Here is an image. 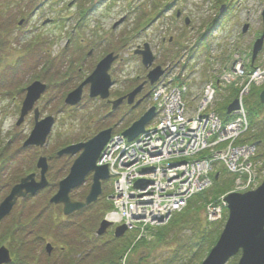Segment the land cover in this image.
<instances>
[{"label":"rangeland","instance_id":"rangeland-1","mask_svg":"<svg viewBox=\"0 0 264 264\" xmlns=\"http://www.w3.org/2000/svg\"><path fill=\"white\" fill-rule=\"evenodd\" d=\"M32 1L0 0V29L5 31L3 32L4 35L0 36L1 43L8 44L7 40L11 41L7 51L6 49L0 51V55L7 53L6 60L0 59V152L4 151L3 159L5 160H9V157L15 154L18 155L15 161V167L18 169H21L22 163L27 160L22 155H19L17 150L23 145L29 132L34 128L32 113L27 117L24 125L20 127L16 126L20 108L25 98V88L32 81L39 80L49 86L47 94L39 104V109L42 118L52 116L56 120L52 131V133H55L50 143H54L56 150L67 144L75 145L80 142V139H83V134L89 135L94 133L95 130H98L99 127L95 126L102 124V122L105 123L103 126L106 125L112 128L113 125L120 124L119 116L122 117L124 123L128 120L134 122L133 120L142 113L139 107L132 106L135 109L129 111L128 114L129 106L126 109L127 112H123L125 115L121 114L122 111H118L119 113L115 114L108 121L106 120L107 112L110 109L105 108L107 105L104 101L89 99L88 91H86L85 98L82 99V102L78 106L62 108L60 110V105H58L56 99L65 90L70 91L77 86V72L80 71V78L84 77L83 73H91L90 71L106 55L113 53L114 55H119V59L116 62L114 61L112 70L109 72L112 80L117 84V86H113L111 91L115 92L118 89L126 91L130 86L136 88L143 85L146 73L141 58L134 54V51L139 46L148 43L155 53L158 54L161 52L160 62L167 55L172 57V61L175 63L173 64L172 70L176 73L180 71L176 62H181L183 57L190 56L192 51L195 52L193 56L199 58L201 62L204 59L203 55L207 51L206 47L218 43L217 39L219 40L220 38H214L217 32L221 36L220 46H224L226 45L225 42L232 40L235 43L238 42V45L235 46L241 49L243 46L250 47L251 39L249 36H241V27L245 23H249L252 27V32H255L256 36H258L262 27L261 16L264 11V0H248L247 2L240 3L241 5L240 9H237L239 11L237 12L236 19L234 21H224L223 25L221 24L222 27H216L217 32L214 31L208 34L207 39L203 42L204 44L197 48L198 45L196 44L200 36L205 33L206 28L217 16L219 5L226 0H48L47 4L42 8H39V4L45 0ZM170 3L171 6L169 5ZM156 5L157 8H155ZM179 10L181 11V15L177 18L176 12ZM80 11H85L84 17L80 15ZM22 18L26 19V23L23 27H19L18 22ZM185 18L189 19L188 25L185 24ZM47 19L52 21L44 25L43 22ZM78 23H81L82 27L77 31V39L71 43L69 41L70 36ZM170 39L172 40L171 43H169ZM233 47L231 46V48ZM158 64L159 61L156 62V65ZM206 66H201L203 68L202 76L200 80L194 82L191 94L188 96V99L191 101L188 100V102L191 103L192 107L196 106L197 99L201 101V97L199 98L198 96L207 81L206 77H203ZM219 68L220 66L215 68L217 69L216 73H219ZM146 91L144 90L140 95L143 97ZM155 93L152 94L153 100L156 97ZM115 96L116 94H113L111 98H115ZM250 99L251 95H247L246 100ZM102 111L104 112L102 113ZM95 113L97 115L105 114L104 120H100ZM189 119L192 120L193 115ZM90 121L95 122L91 123ZM15 141L16 146H14ZM54 146L50 149L53 150ZM42 152L47 157L50 155V150L44 149ZM257 153V158L254 161V172L257 175V180L254 186H259L264 181V153L262 149ZM26 154L29 155L30 153L27 152ZM194 160L197 159H193L191 163ZM34 161H37L38 164L37 158ZM72 161L71 158H63L57 162L58 165L56 163L57 167H55L64 169L65 173L66 169L71 168ZM156 162L151 161L150 164ZM185 162L186 164H190V159L186 158ZM113 163L114 168L119 173H128V170L123 168L120 163L115 162V160ZM103 166H106L111 172L110 166H107V164H103ZM12 170H14V167L9 172H1L3 175H1L0 179L3 183L10 182L13 179L15 173ZM18 175H24V173L22 172ZM62 176L63 174L57 176V179L54 181L56 185L65 178ZM134 176L135 174L132 173L128 176V180ZM155 183L159 184L157 181ZM161 183H163L164 187L165 184L167 185L165 180ZM135 184L130 183L128 187L131 190L138 191L146 190L147 188L143 186L136 188ZM109 186H111L110 183L105 184V188ZM177 189L182 193L179 186ZM234 189L236 188L235 180L233 179L231 184L223 186L222 190L224 192L221 194L224 196L225 192H231ZM131 190L129 189L127 191V195L131 199L127 204L128 206H131L132 203L136 205V200L132 199L134 198V192ZM139 193L137 192V194ZM157 194L159 193L157 192ZM51 195L44 192L40 197L35 199L36 201L34 203L29 201L28 208L27 205L16 207L11 215L3 220L0 225V232H3L5 230L4 228L12 222L16 223L19 218L25 220L24 211L26 208L27 214L32 215L31 217L42 212L48 205ZM208 196L214 197V191H211ZM116 199L118 198L112 200L111 206L116 207ZM207 200H209L208 202L215 201V198L208 197ZM145 204L146 207L151 205L150 203ZM119 210H121L120 207ZM224 210L223 227L226 224L225 219L228 217L227 208ZM204 213L205 211L203 212V216ZM142 215L143 213H134L131 216V221L136 224V227L145 228V232L148 233L146 227L140 223ZM80 219L83 221L82 218ZM100 221L96 219V222L91 224L94 233L99 229ZM191 228L192 226L186 228L181 234L188 233L191 231ZM129 230L128 227L126 232L127 237L130 236L128 234ZM124 241L127 242L126 239ZM172 241L173 237L171 236ZM103 242L96 241L94 250L97 251H94L93 248L87 247L89 246L87 241L85 242L87 246L84 244L79 245V254L72 252L70 249L67 252V257L66 253L64 255L58 254V250H50L51 254H47L44 245L42 249H39V252H35L36 256H34V259L32 258L31 262H27L26 264H63L64 258L62 256L66 257V262L74 259L81 264H100V258H106L107 254H111L109 250H106L107 246ZM133 244L131 247L134 248L138 245L134 244L133 246ZM4 245L9 247L7 244ZM169 249L165 245H158L153 255H157L160 259L162 255L167 254L164 253L165 250L168 251V254L170 253ZM134 256L135 258H133ZM86 257L90 258L83 262L80 261L81 258ZM130 257L127 254V259ZM133 257H131L132 262L137 264V260L141 257L140 253L133 252Z\"/></svg>","mask_w":264,"mask_h":264},{"label":"bare ground","instance_id":"bare-ground-1","mask_svg":"<svg viewBox=\"0 0 264 264\" xmlns=\"http://www.w3.org/2000/svg\"><path fill=\"white\" fill-rule=\"evenodd\" d=\"M247 1L248 0H227V1H224L219 5V12L224 13L227 10L228 6H230V5L236 9H240V5H241L240 3H244ZM171 3L169 4L170 6H171ZM231 14H232V12H231ZM176 15L177 16L181 15V11L180 10L177 11ZM234 15H235V11H234ZM185 24L186 25L189 24L188 18H185ZM249 25L250 24L248 23V26ZM261 26H262L261 29L264 30V21H262ZM249 27H251V25ZM214 31H216V30L206 28V31H204L205 33H203V35L207 39V35L214 32ZM260 33L263 34V32L261 30H260ZM216 37L221 38V36L218 35V32L214 36V38H216ZM254 43L256 44L257 41H254ZM235 45H238V42L235 43V41H232V43L230 45L222 46V49H223V52L226 54L227 58L232 63L240 64L241 58H244L246 56V53L240 52L238 49L246 51L249 47L243 46L241 49L239 47H236ZM230 46H234L238 49H235L234 53H232L230 51ZM147 47H148V43H144L141 46V48H143L144 50ZM225 47H227V48H225ZM134 54L135 55L137 54V50L134 51ZM160 54H161V52H159L158 54L155 53V51L151 52V55L154 58H156V60L159 61V63L163 67V69L166 73V76L168 78V81L173 82L174 81V72L172 70V67H173L172 57L167 55V57L165 56L164 60H162L160 62V56L162 55V54L161 55ZM239 56H241V57H239ZM103 59L101 61H103ZM113 64H114V62H113ZM236 64H235V66H236ZM263 64H264V43H263L262 49L258 52L257 56L255 58L253 56L249 60L248 64L246 66H244V69L235 73V76H234L235 80L234 81L229 82V78H226L225 80H223V79H221V77H219L217 79L218 84H223V83H225V85H228V83L231 84L232 90L237 93L236 100L239 101V107L237 110L242 111L246 114V127L241 132V134H239V130L233 131V129L235 127H238V126L243 124V122H242V124H241V122H236L238 117L235 115H233L231 117L232 121L228 125L231 127L229 130H227L226 128H222V127L216 128V127H214V125L209 126V124L207 123L210 118H214L215 121H220V122H224V123L227 122V120H228L227 119L229 117L228 111L225 112L226 117H227L226 118V117H224V115L221 116L217 110V108H218L217 101L221 98L222 93H223V89L220 88L219 90H217L216 95L211 97L210 96L211 94H208V100L211 99V102L208 103L206 109H203L202 107H200V100L199 99H197L196 106L192 107L191 103H190L191 101H190V99H188L189 95L187 96L186 99L189 100L190 102H188V103L184 102L185 109H187L188 111H190L193 114V118L197 116V117H200L202 119H207V120H206V122H196L195 123V128L191 129V131H190V133L193 135L194 138H191L184 145L185 147L182 148V147H179L173 143L174 141L171 137L173 134H176V131H173L170 128L162 127V133L164 134V138H165V144L164 145H161L158 147L145 145L139 151L134 152L136 145H138L140 141L146 140V137H147L146 136V132L148 130L147 122L144 119H142V117L146 113V105L148 104V103L147 104L143 103V99H144L145 95L142 98L141 107H139V109L142 110V113H141V115H139L137 117V119L133 120L134 122L127 121L124 123V120L122 119V117L119 116L120 124L113 125L112 128H106V130L110 132V137H109L105 146L113 147L114 146L113 139H115L116 137L119 138L115 141V146L118 145L120 147V149H123L125 147L129 148V152L120 153L119 151H117L116 152V162H118V163L122 162L123 168L127 169L130 172H133L136 176H139L141 179L138 181L141 182V186H143V187H149L150 186V187H155V188H159V189L165 188L162 191L166 194V196L174 197L173 196V194H174V195L180 197L182 193L188 191L190 184H192L189 179H187L183 176V175H186L183 173L185 171H187V169H189V165L186 164L185 158L197 159L198 162L206 163V165L200 164V163L198 164V162L196 160H194L192 162V164H194L192 166H193L194 172H196V176L204 175V178H203L204 182L202 185V189L200 191L201 195H207L208 196V194L213 190L214 185L218 182H220L219 187L221 188V191L223 193L224 192L222 190L223 186L231 184L233 179H234L235 180V188H236V189H234V191L227 192V193L225 192L224 196L221 195L222 197L220 196L219 199H217L215 201L207 202L205 204L204 217H205L206 221H208L211 224H215L219 218H221L223 221V217L225 216V210L222 209L220 207V205L221 204H227V202L225 201L226 196H228L229 194H245V193H248L250 191H253L255 188L257 189L260 186V185L254 186L255 181L257 180V178H256L257 175L254 172V169H255V162L254 161L257 158V154H258L257 152L260 149H262V152L264 153V146L262 145V143L257 141V140H259L258 135L254 136V139H253V137L251 138L252 129H251L249 111H248V107L246 105L247 100H246L245 94L252 92L254 90L259 91L258 99L260 100L261 104H264V102L261 101V93L264 92V75H263V72L261 69ZM142 65L146 69V73H145V77H144L145 87L146 88H154L156 90L157 100L158 101L162 100L163 102L166 103V105L169 104L170 101H172L171 96L176 97V94H177L176 91H170L169 92L168 88H166V85H165L166 78L165 77L163 78L162 75H160L159 77H158V75L155 76V80H154V82H152L150 76H151L152 72L156 71V68L153 65H151L149 67L145 66L144 64H142ZM96 69H97V65H96V67L93 68V70L90 71L91 73L88 72L89 76L84 80V82L91 76V74L95 73ZM98 78L101 80V77L98 76ZM197 79L200 80V77H197ZM241 79H242V81H241ZM32 82H39L42 85H46V83H44L42 81L40 82L39 80H35ZM84 82L79 85L78 89L81 88V91H88L89 99H97L99 101H106L105 98H103L101 95H98V94L93 95V97H92L90 94V89H91L90 85L89 84L85 85ZM115 86H117V84ZM28 87H29V85L25 88V96H24L25 98L27 95V88ZM22 90L24 91V89H22ZM164 90H165V93H164ZM117 91L122 92V98L121 99H115L114 101L110 102L112 105L108 104L107 106H105V108L110 109L109 112H107V119L106 120H108V121L111 120L113 118V116H115V114L119 113L120 111H122L121 112L122 115H125L123 112H127L126 109H128L129 106H130V108L128 109V114H129V111L134 110L136 107V106L132 107V101H131L132 96H131V94L134 93L132 89H127L126 91L124 90L125 92L120 90V89H118ZM231 93L232 92L230 91L229 94H231ZM145 94L148 95L149 90H147ZM25 98H24V100H25ZM24 100H23L21 106H23ZM80 103L81 102H79L78 104H80ZM231 104L232 103L228 104L227 109L229 108V106ZM58 105H60L59 102H58ZM60 108H63V107H61V105H60L59 109ZM33 109L38 111V113H39L38 120H39L42 116H41V111L39 109V104L37 102L35 103ZM103 112L104 111H102V113ZM166 112L167 113H165V112L162 113L161 110L159 108H157L156 113H155V117L148 124L153 123V124L157 125L162 119H164L167 116V114L172 117L176 113L175 107L171 110H168L166 108ZM261 114H264V113H261ZM104 115L103 114L97 115V117L100 120H104ZM35 117L36 116L33 117L34 122H36ZM26 119H27V117H25L23 122L19 125L20 126L24 125L26 122ZM19 120H20V117L18 118L17 121H19ZM137 122H138V125L133 130L134 138H129L125 133H128L132 129L133 125ZM221 125H222V123H221ZM259 128H261V125L259 126ZM116 131H118V132L116 133ZM227 132H229V133H227ZM216 139H219L222 142H219L217 145H212V143L214 141H216ZM200 140H210V142H208V143L204 142L202 147H199ZM192 148H193V150H192ZM239 149H243V150L240 151ZM182 150L187 151V152H185L186 157L179 158L178 155L179 154H180V156L182 155V153H181ZM168 151H169V153H168ZM102 154H103V156H102ZM3 155H4V151L0 152V172H2V173L9 172V170L12 169V167H13V166L12 167L9 166V163L13 161L12 156L9 157V160H5V159H3ZM222 155L223 156H230V155L233 156L234 157V158H232L233 162L237 158L236 164H232L231 166H229L225 161L226 160L225 157H223ZM78 157H76V159ZM101 160L103 161V164H107V166H110V164L107 162V160L104 159V153L101 152V155L99 156V158L96 162V167H103ZM151 161L152 162L157 161V162L154 164L153 163L150 164ZM74 162H75V159L72 163V166H73ZM237 164H239V166H236ZM134 165H137V166H134ZM133 166L136 168L133 169L134 168ZM12 171L14 172L15 169ZM181 173H182V175H180ZM165 176H169V177H173V178L178 177V179H176L177 187L176 186L170 187L166 184L164 187L162 185L155 183L156 181L157 182L164 181L162 177H165ZM121 177H122V175H120L119 173L108 172V176L106 177L107 179L105 178L104 181L106 183H110L112 180H114V179H116V180H114L111 183L110 187L106 188L102 192V195L100 194L96 198V200L93 202L94 207L89 212L90 214L92 213L93 215L100 216L101 213L102 214L105 213L107 204L109 203L113 194L116 193V192L113 193L114 188L117 186V184L120 181L125 182V179H121ZM125 177H128V176L125 174ZM193 179H195V178H193ZM178 185L181 188L182 193H180V190L177 189ZM121 186L123 187V185H121ZM166 188L168 189L167 191H166ZM38 193H41V192L38 191ZM93 196L95 197V193H93L92 197ZM149 196H150V192H147V194L144 195L145 198L142 200V202L141 201L137 202L136 210L138 212H143L145 208L147 209V207L145 205H148V204L143 205L142 203H143V201H144V203H151L150 201H152V198ZM208 197L214 198L213 196H208ZM120 199H122V198L118 197V199H116L115 201L118 203V202H120ZM187 206H188V204H186V207ZM183 211H184V208L178 209V210H177V207H174L173 209L169 208L168 213L164 217H160V216L153 217V219H151V220L154 222V224L148 223L144 227H146L147 230L166 227V225L169 223L170 220H172V218L175 215L180 214ZM83 213H88V210L84 209ZM227 220H228V217H227V219H225V222H227ZM140 221L142 222V219ZM93 222H96V221L93 220ZM113 222H114L113 226L116 224L122 223L123 222L122 217L115 216ZM141 225H143V224H141ZM110 228L111 227H109V230H111ZM81 229L82 228L78 229V233L80 232ZM144 230H145V228H143V227L131 228L129 230V233H128L130 235L128 237V239L131 236L139 237V239L144 238V237H149V234L144 232ZM92 233L93 232H90L89 228L87 229L85 227L84 231L82 233H80L78 236L79 239H78L77 245H79L80 243L86 242L87 238L91 235H92L90 237L91 239L93 238V236H94V238H99L97 233H93V234ZM68 237H69V235L65 234L64 241H68ZM153 240L154 239H150L147 242H153ZM211 250H212V248L210 249V251ZM210 251L208 252V254L210 253ZM164 253H167L166 255H168V251L165 250ZM166 255H162V257L166 256ZM129 256H132V254H129ZM238 256L240 258V255H238ZM133 258H135V256ZM204 260L205 259H202V261H200L198 264L202 263ZM127 261H128V259L125 255L121 259V264H128ZM138 262H139V260H137V263Z\"/></svg>","mask_w":264,"mask_h":264},{"label":"water","instance_id":"water-1","mask_svg":"<svg viewBox=\"0 0 264 264\" xmlns=\"http://www.w3.org/2000/svg\"><path fill=\"white\" fill-rule=\"evenodd\" d=\"M264 20V11L262 13ZM23 22H20V25ZM264 43V30L260 39L255 44L253 56H257L258 52L262 49ZM143 56V64L147 67L151 66L155 58L151 55L149 47L143 51H137ZM117 56L113 54L108 55L98 65L94 74L84 82L85 85H90V94L101 95L107 99L110 96V89L113 87L114 82L110 76V69ZM161 67H157L155 72H152L150 78L152 82L155 76L164 74ZM101 77V80L98 78ZM83 84V85H84ZM82 85V86H83ZM143 88V85L131 94L133 98ZM46 91V85L35 82L27 88V95L24 100L20 120L18 125L21 124L24 118L30 111L33 110L35 103L40 99L41 95ZM81 88L71 92L65 102L69 105H76L82 99ZM261 101L264 102V92L261 93ZM239 107V101L235 100L228 108V114L236 111ZM156 109L153 107L142 117L147 124L155 117ZM38 111L35 110V127L30 136L24 143V147H44L47 143V137L54 124V119L48 117L45 120L38 121ZM138 125L135 123L132 129L125 133L129 138H134V128ZM110 132L105 130L98 133L94 138L87 142L71 145L58 153V156H75L79 157L75 160L71 167L70 173L64 178L60 184L58 192L52 197L51 203L55 205H63L64 213L72 215L77 211H82L91 205L96 198L102 193L101 182L108 176V168L106 166L96 167V162L101 155L108 139ZM81 152V153H80ZM38 168L41 169V181L36 182L35 174H32L16 185L9 196L0 204V222L6 218L17 204L19 198H24L28 194L35 195L38 191L44 190L48 186L46 180V172L48 170V163L45 157L38 161ZM93 174V185L91 191L84 202H73L70 198V193L80 187L86 177ZM107 179V178H106ZM136 188L141 186V182L135 184ZM95 193V197L93 195ZM228 208V220L224 229L210 253L201 264H228L229 261L240 255L237 264H264V181L253 191L245 194H229L226 196ZM111 224L103 221L97 231L98 236L107 233ZM126 233V227H118L115 231V236L120 238ZM51 248L48 247L50 252ZM11 262L10 251L5 247L0 248V264H8Z\"/></svg>","mask_w":264,"mask_h":264},{"label":"trees","instance_id":"trees-1","mask_svg":"<svg viewBox=\"0 0 264 264\" xmlns=\"http://www.w3.org/2000/svg\"><path fill=\"white\" fill-rule=\"evenodd\" d=\"M3 32L5 31H2L0 29V36L4 35ZM201 39L203 38L201 37ZM231 92V94L228 93L226 95L223 102L218 104L217 110L221 116L224 115V117H226L225 112L227 111L228 104L234 98H236L237 93L233 90ZM258 95L259 91H252L251 99L246 101V105L248 107L252 129L251 138H254V136L258 135L260 141H257L262 143V145L264 146V114H261L264 113V104L260 103ZM229 118L230 117H228L227 119L229 120ZM260 125L261 128H259ZM98 127V130L103 129V125H98ZM54 155V152L51 153L52 157H54ZM219 183L220 182L216 183L212 190L214 191L215 200L219 199V197L222 195ZM54 188H56V184L51 183L49 191L53 192ZM79 196L83 197L84 194H80ZM207 198V195L200 194L195 196L189 201L186 209L182 213L175 215L172 220H170V222L166 225V227L158 228L153 232V242H139L134 250L132 249V255L133 252H137V254L140 253L141 257L139 258L138 264H198L200 261H202V259L206 257L207 253L217 242L223 228V222L211 224L208 223L203 216V212L205 211V204L209 201L207 200ZM93 207L94 205L87 209L88 213H81L80 217H77V219L75 220H72V218L67 219L69 222H66L64 224L69 228V230L67 231L69 232V235L72 234V237L68 243V248H75L76 251L74 252L78 254L79 245H86L85 242L77 245L79 234L84 231L85 227L87 229L89 228L90 232L94 233L93 227L91 225L93 223V220L96 221L97 219V221H99L103 218L102 213L100 216L93 215L92 213L91 215L89 213L91 209H93ZM110 207L111 204L108 203L106 206V211L109 210ZM53 209L54 207H45L44 210ZM59 210L61 209L59 208ZM80 218H82L83 221ZM58 225L59 223L57 222V216L53 215H48L47 217H43V215H40L30 217L25 220L19 218L16 223L12 222L10 225L4 228L5 230L3 232H0V245L7 244L9 246L10 250L15 255L14 264H26L27 262H31V259H34V256H36L35 250L41 248V242H43L44 237L46 238L53 235L54 239H58L56 236L57 232L59 231L54 229ZM191 226V231L183 235L181 234L183 230ZM80 228L82 229L78 233V229ZM91 236L87 238L89 245H86L87 247L93 248L94 250L96 241H104L103 243L105 244V246H107L106 250H109L111 252V254H107L106 258H100V264H121L122 257H124L128 252L134 239V237L131 236L129 240L125 242V239H115V237L112 235V237L106 236L103 238H94L93 236L92 239L90 238ZM171 236L173 237L172 242ZM74 244L76 245L74 246ZM158 245H165L166 247H169L170 253L166 256L161 257L160 259L157 256H154L153 254H155V249L158 247ZM131 257L127 261L128 264L133 263ZM89 258L90 257L81 258L80 261L83 262L85 260H88ZM238 260L239 257L237 256L232 259L229 264H237ZM69 264L81 263L74 262L72 260L71 262H69Z\"/></svg>","mask_w":264,"mask_h":264},{"label":"built area","instance_id":"built-area-1","mask_svg":"<svg viewBox=\"0 0 264 264\" xmlns=\"http://www.w3.org/2000/svg\"><path fill=\"white\" fill-rule=\"evenodd\" d=\"M242 69H244V65H243V62L241 61V63L236 64V66H234L233 69L225 70L224 71L225 74L221 76V79L225 80L226 78H229V82L234 81L235 80V77H234L235 73L242 70ZM262 72L264 75V70H262ZM174 78H175V75H174ZM166 88H168L169 92L170 91H176V93H177L176 97L171 96L172 101H170V103L166 105V103L163 102L162 100L161 101L157 100V98H156L157 94L155 93L156 97H154V101L162 113H164V112L167 113L166 108L168 110H171L174 107H175L176 113L172 117L167 114V116L164 119H162L157 125L153 126L148 131V133H146V136H147L146 140L140 141L139 144L136 145V147L134 149V151H136V152L139 151L140 149H142L145 145L157 146V147L164 145L165 144V138H164V134L162 133V127L170 128L171 130L176 131V134H173L171 137L174 141L173 143L176 144L177 146L183 148V147H185L184 145L191 138H194L193 135L190 133V131H191V129L195 128V123L196 122H206V120H207V119H202V118L197 117V116H196V118H193L192 120L189 119L188 114H186L184 101L182 100V92L186 91V87L175 88L169 84L166 86ZM164 93H165V90H164ZM208 94H211L210 95L211 97L215 95V90L211 85L207 86L204 89L203 96H202L201 101H200V107H202L203 109H206L208 103L211 102V99L208 100ZM237 117H238V119L236 120V122H241V124L243 122V124L238 126V127H235L233 129V131L239 130V134H241V132L246 127V114L242 111H239ZM207 123L209 124V126L214 125V127H216V128L222 127V128H226L227 130H229L231 128L230 126H228L230 123L228 125L224 126L222 122L215 121L214 118H210ZM221 123H222V125H221ZM227 133H229V132H227ZM117 139H119V138L116 137L115 139H113L114 146L113 147H111V146L106 147L105 152H104V159H106L107 162L110 164L111 172L114 169L113 173H119L118 170L114 168V163H113L114 160L116 162V152L117 151H119L120 153L129 152V148L125 147L123 149H120V147L118 145L115 146V141ZM204 142L208 143V142H210V140H200L199 147H202ZM219 142H222V141L219 139H216V141H214L212 143V145H217ZM185 150L181 151L182 155L180 156V154H179L178 155L179 158L186 157L185 152H187V151H185ZM192 150H193V148H192ZM239 150L241 151L243 149H239ZM168 153H169V151H168ZM223 157H225V159H226L225 161L229 166H231L232 164H236V162H237V158L233 162L232 158H234V157L231 155L230 156H223ZM191 161H192V159H190V164H187V165H189V169H187V171H185L183 173L186 175H183V176L185 178L189 179L192 184H190L188 191L182 193L180 197L176 196L174 194H173L174 197L166 196V194L162 191L165 188L159 189V188L149 186L150 188L147 187L146 190L144 189L142 191L131 190V188L128 187V184H130V183L133 184L135 182V180L139 179L140 177L135 175L132 179L128 180V177H125V174L119 173L120 175H122L121 179H125V182L120 181L117 184V186H116L117 187V189H116L117 197L116 198H118V197H121V198L125 197V198L120 199V202L117 203V205H116L117 212L111 214V219L114 220L115 216L122 217L123 222H125L127 224V226L129 227V229H131L133 227H136V224L132 223V221H131V216L134 213H139V214L143 213V215L141 217L142 222L140 221V223L143 224V226H145L148 223L154 224V222L151 220V219H153V217H157V216L164 217L168 213L169 208L173 209L174 207H177V210L184 208L186 206L188 200L192 196L200 193V191L202 189L203 182H204V179H203L204 175L196 176V172H194L193 166H192L194 164H192ZM101 162L103 165V161H101ZM199 163L206 165V163L198 162V164ZM120 164L122 165V162H120ZM236 166H239V164H237ZM115 167H117V166H115ZM132 173L133 172L128 171V173H126V174H127V176H129ZM180 175H182V173ZM162 178L166 181L168 186H170V187L176 186L177 187L176 179H178V177L173 178V177L165 176ZM193 178H195V179H193ZM131 180H132V182H131ZM121 185H123V187ZM159 185L163 186V183L159 182ZM129 189L134 192V196H133L134 198H132V199L136 200V205H137L138 201L142 202V198L143 199L145 198L144 195L147 194V192H150L149 197L152 198V201H150L151 205L149 204L150 206H147V209L149 208L148 210L145 208L143 212H138L136 210V205L134 203H132L131 206L127 205L129 200H131L129 198V196L127 195V191ZM167 190L168 189L166 188V191ZM137 192H140V193L137 194ZM157 192L159 194H157ZM162 193H163V195H161ZM139 199H141V200H139ZM142 204L143 205L145 204L144 201ZM127 206H128V208H127ZM119 207L121 210H119ZM144 232H145V230H144Z\"/></svg>","mask_w":264,"mask_h":264},{"label":"flooded vegetation","instance_id":"flooded-vegetation-1","mask_svg":"<svg viewBox=\"0 0 264 264\" xmlns=\"http://www.w3.org/2000/svg\"><path fill=\"white\" fill-rule=\"evenodd\" d=\"M35 0H33L32 2H34ZM42 8V7H41ZM39 11V10H38ZM232 12V14H231V12ZM234 11L236 12V8H234L233 6H228V8H227V10L224 12V13H222V14H220L217 18H216V24L217 25H221L222 23H224V21H226V20H234V18L236 17L235 15H234ZM34 16H35V14H33ZM250 26V25H249ZM241 31H242V28H241ZM262 31V30H261ZM245 34H247V35H250V36H253V39H255L256 38V35H255V32H251V27H248V31L245 33ZM261 34V33H260ZM252 39V38H251ZM252 39V40H253ZM251 40V41H252ZM105 122V121H104ZM18 127H20L19 125H17ZM93 127V126H92ZM92 127H90V128H92ZM96 127V126H95ZM27 133V132H26ZM254 139V138H253ZM19 150H17V152H18V154L19 155H24V157L25 158H27V154L26 153H24V150H25V148H23L22 146L21 147H19L18 148ZM12 158H13V161L12 162H10L9 163V166L10 167H14V169H15V171H14V173H15V176L13 177V179H11L10 180V182H6V183H3V181L0 179V204H1V202H3V200H5V198H7L8 196H9V194H10V192H11V190L14 188V186L16 185V184H18L20 181H21V179L23 178V177H25L27 174H29L27 171H22L21 169H18V168H16L15 167V160H16V158H18V155H13L12 156ZM26 169H27V167H26ZM35 170L37 171V172H32V173H36V180H39V178H40V175H39V170H37V168H36V165H35ZM51 170V171H50ZM52 171H54V169L52 168L51 169V167H50V169H49V171H48V174H47V178H48V180H49V184L50 183H53V184H55L54 183V181L56 180V179H54V178H52ZM58 171V173L59 174H61L60 172H59V170H57ZM24 173V175H18V174H20V173ZM55 172V171H54ZM26 173V174H25ZM12 178V177H11ZM87 187H88V189H87ZM90 187H91V184L89 183V181H87L86 182V184L82 187V188H80V189H78L76 192L78 193V191L79 190H81V192H80V194H83L85 191L84 190H86L87 189V191L88 190H90ZM41 194H43V192H41V193H38L37 195H36V197L35 198H37V197H40L41 196ZM79 196V195H78ZM33 198L34 197H31L30 195L29 196H27V197H25V198H20L19 200H18V202H17V204L14 206V208L12 209V212L14 211V209L16 208V207H18V206H20V205H27V208H28V203H29V201L30 202H32V200H33ZM27 208H26V210H27ZM24 211V219H27V218H30L32 215H30V214H27V211ZM45 214V215H44ZM80 212H76V213H74L72 216H69V218H72V220H75V219H77V217H80ZM40 215H43V217H47L48 215H53V216H57V222L59 223V225L56 227V228H54V229H56V230H58L59 232H57V238L58 239H54L53 238V235H51L50 237H44L43 238V242H41V245L43 244V243H46V244H50L51 245V247H52V249L53 250H58V254H62V255H64L65 253H66V257H67V252L68 251H70V249H71V251H75L74 249H72V247H70V248H68V243H69V240L71 239V237H72V234H70L69 235V232H67L68 230H69V228L68 227H66L64 224L66 223V222H69L68 220H66V218L64 217V214H63V210H58V209H53V210H43L42 212H40L39 214H37L36 216H40ZM35 217V216H34ZM23 219V218H22ZM5 220V219H4ZM44 221V220H43ZM52 223V222H51ZM1 225V224H0ZM40 232H41V230H40ZM65 234H68L69 235V237H68V241H64V236H65ZM49 240V241H48ZM57 241V242H56ZM59 244V245H58ZM44 246V245H43ZM42 246V247H43ZM9 250H10V248H9ZM35 252H39V249L38 250H35ZM10 253H11V256L13 257V258H15V255H14V253L10 250ZM48 254V253H47ZM51 254V253H50ZM66 257H64V256H62V258H64V263L63 264H69V262H71L70 260L69 261H65L66 260ZM73 261L74 262H76L74 259H73Z\"/></svg>","mask_w":264,"mask_h":264}]
</instances>
